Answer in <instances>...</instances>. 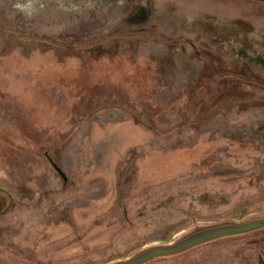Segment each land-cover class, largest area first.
Returning a JSON list of instances; mask_svg holds the SVG:
<instances>
[{
	"label": "rangeland",
	"instance_id": "1",
	"mask_svg": "<svg viewBox=\"0 0 264 264\" xmlns=\"http://www.w3.org/2000/svg\"><path fill=\"white\" fill-rule=\"evenodd\" d=\"M257 216L264 0H0V264ZM146 264H264V228Z\"/></svg>",
	"mask_w": 264,
	"mask_h": 264
},
{
	"label": "water",
	"instance_id": "2",
	"mask_svg": "<svg viewBox=\"0 0 264 264\" xmlns=\"http://www.w3.org/2000/svg\"><path fill=\"white\" fill-rule=\"evenodd\" d=\"M264 228V216H257L243 221H224L216 224H204L192 227L169 243L151 244L140 248L130 257L110 264H146L161 257L181 254L209 241L224 237L248 234Z\"/></svg>",
	"mask_w": 264,
	"mask_h": 264
}]
</instances>
